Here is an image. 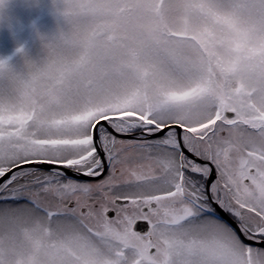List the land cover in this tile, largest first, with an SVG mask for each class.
Segmentation results:
<instances>
[{"label":"snow or ice","instance_id":"obj_1","mask_svg":"<svg viewBox=\"0 0 264 264\" xmlns=\"http://www.w3.org/2000/svg\"><path fill=\"white\" fill-rule=\"evenodd\" d=\"M52 3L0 59V264H264V0Z\"/></svg>","mask_w":264,"mask_h":264},{"label":"rangeland","instance_id":"obj_2","mask_svg":"<svg viewBox=\"0 0 264 264\" xmlns=\"http://www.w3.org/2000/svg\"><path fill=\"white\" fill-rule=\"evenodd\" d=\"M29 9L24 17L22 0H4L0 7V59H10L17 67L23 65V58L16 55L19 47L39 61L45 55L40 37L52 38L60 28L52 0H37Z\"/></svg>","mask_w":264,"mask_h":264},{"label":"trees","instance_id":"obj_3","mask_svg":"<svg viewBox=\"0 0 264 264\" xmlns=\"http://www.w3.org/2000/svg\"><path fill=\"white\" fill-rule=\"evenodd\" d=\"M37 0H22V4L24 6V9H25V14H24V17H28L29 13H30V9H29V6L30 5H34L36 3ZM27 6H26V5ZM23 17V18H24Z\"/></svg>","mask_w":264,"mask_h":264}]
</instances>
